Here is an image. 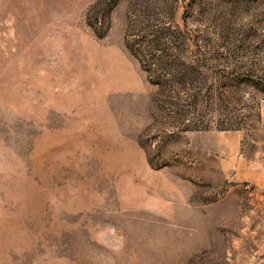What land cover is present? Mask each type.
<instances>
[{
	"label": "rangeland",
	"instance_id": "1",
	"mask_svg": "<svg viewBox=\"0 0 264 264\" xmlns=\"http://www.w3.org/2000/svg\"><path fill=\"white\" fill-rule=\"evenodd\" d=\"M0 264H264V0H0Z\"/></svg>",
	"mask_w": 264,
	"mask_h": 264
}]
</instances>
